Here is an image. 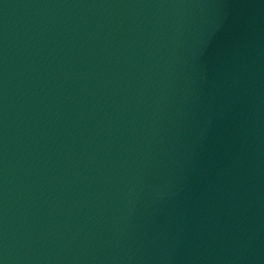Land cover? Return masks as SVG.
I'll return each instance as SVG.
<instances>
[{
	"label": "water",
	"instance_id": "water-1",
	"mask_svg": "<svg viewBox=\"0 0 264 264\" xmlns=\"http://www.w3.org/2000/svg\"><path fill=\"white\" fill-rule=\"evenodd\" d=\"M0 264H264V0H0Z\"/></svg>",
	"mask_w": 264,
	"mask_h": 264
}]
</instances>
